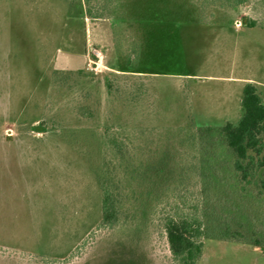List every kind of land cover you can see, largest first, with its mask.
Instances as JSON below:
<instances>
[{
	"label": "rangeland",
	"instance_id": "374dc122",
	"mask_svg": "<svg viewBox=\"0 0 264 264\" xmlns=\"http://www.w3.org/2000/svg\"><path fill=\"white\" fill-rule=\"evenodd\" d=\"M246 83L264 100V0H0V264H173L163 220L212 179L264 241V194L211 176L196 131L236 124ZM198 264L264 244L205 238Z\"/></svg>",
	"mask_w": 264,
	"mask_h": 264
},
{
	"label": "trees",
	"instance_id": "16d2710c",
	"mask_svg": "<svg viewBox=\"0 0 264 264\" xmlns=\"http://www.w3.org/2000/svg\"><path fill=\"white\" fill-rule=\"evenodd\" d=\"M221 1H228L229 6L235 7L249 0ZM89 16L101 17L92 14ZM241 106L243 115L236 124L226 122L217 131L212 127H200L196 131L206 148L207 156L204 161L213 163L219 160L218 166L209 167L211 176L219 175L218 178H223L222 168L227 164L237 178L242 194L250 185H254L259 193L264 194V100L254 84L244 85ZM220 142L226 152L223 158L216 150ZM109 143L113 148L118 149L116 137H110ZM212 180L207 182V187L203 191L204 205L198 214L174 213L167 215L163 220L173 264H198L205 238L245 241L256 246L264 244L262 238L254 234L248 235L242 230L244 225L232 212L233 206L230 207L228 199L225 200L220 196L219 185L223 183L217 179ZM102 191L101 225L111 228L118 218L116 199L106 183H102ZM225 193L229 195V192Z\"/></svg>",
	"mask_w": 264,
	"mask_h": 264
},
{
	"label": "built area",
	"instance_id": "2783aa9c",
	"mask_svg": "<svg viewBox=\"0 0 264 264\" xmlns=\"http://www.w3.org/2000/svg\"><path fill=\"white\" fill-rule=\"evenodd\" d=\"M88 68L95 69L98 67V62L89 60L87 63Z\"/></svg>",
	"mask_w": 264,
	"mask_h": 264
},
{
	"label": "crops",
	"instance_id": "0c3cea01",
	"mask_svg": "<svg viewBox=\"0 0 264 264\" xmlns=\"http://www.w3.org/2000/svg\"><path fill=\"white\" fill-rule=\"evenodd\" d=\"M230 79V78H229Z\"/></svg>",
	"mask_w": 264,
	"mask_h": 264
}]
</instances>
